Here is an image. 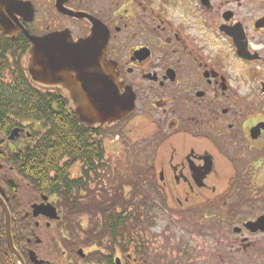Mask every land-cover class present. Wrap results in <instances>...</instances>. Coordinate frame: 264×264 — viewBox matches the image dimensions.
Returning a JSON list of instances; mask_svg holds the SVG:
<instances>
[{
  "label": "flooded vegetation",
  "instance_id": "af4514ba",
  "mask_svg": "<svg viewBox=\"0 0 264 264\" xmlns=\"http://www.w3.org/2000/svg\"><path fill=\"white\" fill-rule=\"evenodd\" d=\"M3 40L24 53L22 83L68 103L67 114L104 149L105 134L115 130L118 141L146 157L147 140L154 144L143 173L154 184L142 197L149 218L150 196L204 232L208 264H264V0H3ZM33 50H106L103 72L121 97L133 99V111L113 123L82 124L83 104L98 99V84L72 71H46L42 78ZM32 121H20L6 137L11 152L35 144ZM105 159L106 149L91 172L86 159L69 170L71 180L86 182V190L75 192L77 203L86 204L76 209L77 224L66 217L68 193L57 175L46 177L51 191L46 181L18 174L7 157L0 160V264H10L5 249L17 264H198L187 245L172 249L135 238L156 224L141 223L143 212L129 207L123 193L98 209L87 191ZM78 165L82 175L74 178ZM7 212L22 262L9 249Z\"/></svg>",
  "mask_w": 264,
  "mask_h": 264
},
{
  "label": "trees",
  "instance_id": "16d2710c",
  "mask_svg": "<svg viewBox=\"0 0 264 264\" xmlns=\"http://www.w3.org/2000/svg\"><path fill=\"white\" fill-rule=\"evenodd\" d=\"M0 50L2 51L0 53V136H2L0 145L3 152L0 160L4 162L7 157L18 174L23 176L30 174L37 184L46 181L45 184L51 191L53 190L49 184L53 180L47 179V181L46 177L52 173L57 175L58 183H65L68 193L66 217L77 224L76 218L80 214L76 209L80 205L86 207V204L77 203L75 192L86 190V182L71 180L69 170L80 159L90 161L89 171L94 170L96 166L93 161L95 159L101 161L105 155L103 142L98 139L93 140L92 131L82 127L73 116L67 114L68 103L53 100L41 91H31L22 83L24 75L20 70V63L24 53L20 54L10 42L4 40ZM23 120L41 122L43 126L33 131L34 145L18 152H11L7 148L6 137L19 127L20 121ZM63 161L65 164H62ZM90 172L87 174L88 179ZM105 206L100 204L98 209L101 210ZM111 220L110 222L113 223L119 222L115 218ZM72 231L74 233L75 228ZM5 250L7 261L10 264H17L10 252Z\"/></svg>",
  "mask_w": 264,
  "mask_h": 264
},
{
  "label": "rangeland",
  "instance_id": "374dc122",
  "mask_svg": "<svg viewBox=\"0 0 264 264\" xmlns=\"http://www.w3.org/2000/svg\"><path fill=\"white\" fill-rule=\"evenodd\" d=\"M34 124L33 130L37 131L43 126L41 122L32 121ZM118 133L111 132L105 134L104 143L106 149V163L103 169H101L97 174L92 175V181L90 184L89 192L92 196L96 198V204L106 205L107 208L111 205V197L116 194L123 193L127 198H129V207L132 209L137 207L136 211L143 212L140 214V222L143 224H148L150 219L156 225L152 230H148L146 234L136 232L135 238L144 239L146 237H151L157 239L158 243H161L162 246H170V248H176L180 245H187L190 247L193 253H196V263L198 264H208L204 260L202 248L204 247V237L205 234L203 231L192 230V227L189 229L185 226V219H177L172 217V215L167 214L161 206L155 203L154 199H151L150 196L147 198L150 210L159 208L160 210L150 216L146 215L144 210V200L142 199L145 196V192L154 190V184L150 181L143 179V173L150 167V162L152 161L154 144L146 142V152L147 157L142 153L140 149L137 148H128L123 142L117 140ZM147 136V135H146ZM149 136V135H148ZM26 140L20 142V145L24 144ZM150 151V154H149ZM144 159V160H142ZM81 165L76 166L73 171V177L78 178L82 175ZM95 193V195L93 194ZM94 199V200H95ZM132 203V204H131ZM143 204V205H142ZM163 206V205H162ZM148 216V217H147ZM178 217V216H176ZM177 219V220H176ZM83 224L89 226V219L85 218ZM187 223V222H186ZM150 229V228H149ZM138 234V235H137ZM140 240V242H141ZM137 242V241H135ZM161 246V247H162ZM169 248V250H170ZM164 250L169 251L164 247ZM178 253V252H177ZM171 255L168 258L170 259Z\"/></svg>",
  "mask_w": 264,
  "mask_h": 264
},
{
  "label": "water",
  "instance_id": "95a60500",
  "mask_svg": "<svg viewBox=\"0 0 264 264\" xmlns=\"http://www.w3.org/2000/svg\"><path fill=\"white\" fill-rule=\"evenodd\" d=\"M3 0H0V2ZM106 50H33V59L35 66L43 74L46 71H53L56 73L64 71H72L81 77L83 80L88 79L92 83V87L96 88L98 84L99 96L97 100L86 102L83 104L82 111L86 120L80 122L86 126H93L94 124H109L116 121L123 120L133 111V99L128 100L127 97H121L116 87V81L113 82L112 78L105 76L103 66L106 63L105 55ZM67 55L77 57L75 60L69 61ZM88 56L87 59L84 57ZM70 62H76L80 65L77 68L70 67ZM57 64V65H51ZM40 78V79H42ZM94 79V83L92 82ZM43 80V79H42ZM98 80V83H97ZM116 80V79H115ZM56 85H59L60 78H54ZM41 83L43 81L40 80ZM19 130L13 132L11 140L19 135ZM10 216L7 212V238L12 253L22 262L20 255L14 248L11 236ZM24 264V263H22ZM40 264V263H37Z\"/></svg>",
  "mask_w": 264,
  "mask_h": 264
}]
</instances>
